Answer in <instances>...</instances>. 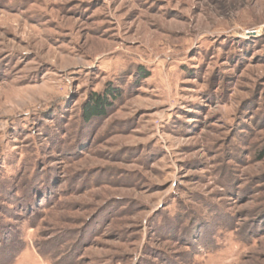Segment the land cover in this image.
I'll return each mask as SVG.
<instances>
[{
	"label": "rangeland",
	"instance_id": "1",
	"mask_svg": "<svg viewBox=\"0 0 264 264\" xmlns=\"http://www.w3.org/2000/svg\"><path fill=\"white\" fill-rule=\"evenodd\" d=\"M0 264H264V0H0Z\"/></svg>",
	"mask_w": 264,
	"mask_h": 264
},
{
	"label": "trees",
	"instance_id": "2",
	"mask_svg": "<svg viewBox=\"0 0 264 264\" xmlns=\"http://www.w3.org/2000/svg\"><path fill=\"white\" fill-rule=\"evenodd\" d=\"M110 94L112 95V93H110L109 91L108 95ZM107 105H108V98L106 99L105 96L93 95L91 101L86 105L84 109L85 119L89 120L92 117L101 116L104 113V110L107 108L106 107Z\"/></svg>",
	"mask_w": 264,
	"mask_h": 264
}]
</instances>
